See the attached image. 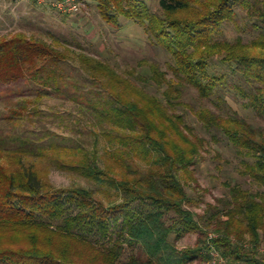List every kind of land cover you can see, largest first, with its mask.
<instances>
[{
	"label": "trees",
	"instance_id": "trees-1",
	"mask_svg": "<svg viewBox=\"0 0 264 264\" xmlns=\"http://www.w3.org/2000/svg\"><path fill=\"white\" fill-rule=\"evenodd\" d=\"M93 3L117 29L122 20L140 25L166 60L147 56L120 71L66 39L51 42L23 30L0 35V84L28 76L62 92L64 65H79L96 85L90 105L108 125L113 146L106 152L114 159L101 164L97 150L76 148L83 156L69 168L94 185L66 189L25 161L26 141L9 163L0 149V264H192L213 249L228 264H264V126L240 116L225 96L230 90L264 118V0ZM192 89L197 96L188 101ZM189 110L211 138L188 122ZM222 141L257 188L227 177V194L197 212L200 200L189 194L188 181L205 153L222 159L211 149ZM105 186L115 198L104 199ZM113 224L121 225L122 238L111 236ZM190 233L198 234L195 245L180 247ZM134 244L141 253L123 260L126 245Z\"/></svg>",
	"mask_w": 264,
	"mask_h": 264
},
{
	"label": "rangeland",
	"instance_id": "rangeland-1",
	"mask_svg": "<svg viewBox=\"0 0 264 264\" xmlns=\"http://www.w3.org/2000/svg\"><path fill=\"white\" fill-rule=\"evenodd\" d=\"M81 2L80 12L67 16L52 5L44 6L33 0H26L27 5L18 2L13 8L0 6V35L23 30L51 42H55L56 38L66 39L73 48L102 58L120 71L127 70L140 58L147 56L166 60L162 50L149 46L140 25L122 20L123 29H117L101 18L93 0ZM64 67L68 78L65 79L66 85L62 92L44 89L28 76L0 84V149L4 154V162L9 163L12 158H8V155L26 141L25 161L32 162L40 175L56 188L69 189L75 185L91 187L94 185L91 179L69 167L72 161L83 156L80 151L85 153L87 150H97L101 164H112L114 159L106 149L113 146V141L105 135L107 123L100 122L96 110L90 105L94 100L96 85L87 80L79 65L71 62ZM91 88H94V92ZM189 96L187 100L195 99L196 91L192 89ZM225 96L229 107L240 116L264 126V118L244 108L233 92L229 90ZM206 104L216 108L212 102ZM189 111L188 122L194 125L196 132L211 138L193 111ZM211 149L220 151L222 159H215L214 154L205 153L206 158L196 166L195 180L188 181L191 185L189 194L200 200L199 205L193 207L197 212H202L207 203H215L216 198L227 194V177L239 180L245 187L257 188L242 173L244 167L240 158L225 141L218 145L214 143ZM137 161L140 162L139 159ZM104 189L109 187L105 186ZM108 191L110 197L103 192L104 199L115 198L114 190ZM133 208L136 210L138 205L134 204ZM111 236L114 239L123 237L120 224L112 225ZM197 238V233H190L179 240L178 245L182 248L193 246ZM262 250L264 252V242ZM139 253L141 249L138 244L126 245L123 260ZM192 264L202 262L195 261Z\"/></svg>",
	"mask_w": 264,
	"mask_h": 264
},
{
	"label": "built area",
	"instance_id": "built-area-1",
	"mask_svg": "<svg viewBox=\"0 0 264 264\" xmlns=\"http://www.w3.org/2000/svg\"><path fill=\"white\" fill-rule=\"evenodd\" d=\"M39 4H44L48 0H36ZM81 0H55L53 2V5L61 12L63 13H70L74 14L81 10ZM211 236H214L211 234ZM202 264H228L225 257L221 255V253L218 250L213 249L211 251V257L205 259L202 261Z\"/></svg>",
	"mask_w": 264,
	"mask_h": 264
},
{
	"label": "crops",
	"instance_id": "crops-1",
	"mask_svg": "<svg viewBox=\"0 0 264 264\" xmlns=\"http://www.w3.org/2000/svg\"><path fill=\"white\" fill-rule=\"evenodd\" d=\"M55 0H48L46 3H44L45 5L44 6H48V5H50V4H52L53 5V2H54ZM86 1H89V0H86ZM18 2H25V4L27 5V3H26V0H0V6H4V7H6V9L9 7V8H13V6L14 7H16V5H17V3ZM8 15H9V13H7ZM11 16H13L12 14H11ZM8 17V16H7ZM19 19V18H18Z\"/></svg>",
	"mask_w": 264,
	"mask_h": 264
}]
</instances>
